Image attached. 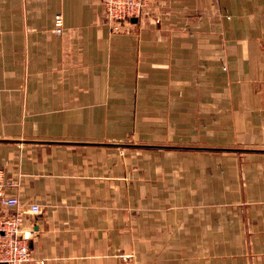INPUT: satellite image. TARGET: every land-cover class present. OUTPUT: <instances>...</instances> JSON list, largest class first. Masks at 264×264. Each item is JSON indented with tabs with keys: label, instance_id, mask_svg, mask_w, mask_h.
Segmentation results:
<instances>
[{
	"label": "crops",
	"instance_id": "0c3cea01",
	"mask_svg": "<svg viewBox=\"0 0 264 264\" xmlns=\"http://www.w3.org/2000/svg\"><path fill=\"white\" fill-rule=\"evenodd\" d=\"M0 169L45 264H264V0H0Z\"/></svg>",
	"mask_w": 264,
	"mask_h": 264
},
{
	"label": "built area",
	"instance_id": "2783aa9c",
	"mask_svg": "<svg viewBox=\"0 0 264 264\" xmlns=\"http://www.w3.org/2000/svg\"><path fill=\"white\" fill-rule=\"evenodd\" d=\"M151 0H101L104 16L112 32H127L128 26L142 19ZM54 33L62 36L65 33L63 15L55 16ZM21 174L10 177L0 169V264H45L37 259L30 248V243L39 236L34 227H26L30 217L41 214L38 204L25 205L18 194L10 191L21 187Z\"/></svg>",
	"mask_w": 264,
	"mask_h": 264
},
{
	"label": "rangeland",
	"instance_id": "374dc122",
	"mask_svg": "<svg viewBox=\"0 0 264 264\" xmlns=\"http://www.w3.org/2000/svg\"><path fill=\"white\" fill-rule=\"evenodd\" d=\"M128 27H131V26H128ZM240 157H241V156H240ZM220 252H221V254H222L223 257H225V255H224L225 252H227V253H231V251H227V250H222V249H220V251H219V250H217V251H208V255L213 257V256H215L216 253H217V254H220ZM236 252H237V251H234V253H236ZM243 252H244V251H242V253H243ZM141 253H144V256H147L146 251H143V252H141ZM242 253H241V254H242ZM138 257H139V256H138ZM248 257H250V252H248ZM135 258H136V252H131L130 254L127 255L128 262L131 261V260H133V263H134Z\"/></svg>",
	"mask_w": 264,
	"mask_h": 264
},
{
	"label": "water",
	"instance_id": "95a60500",
	"mask_svg": "<svg viewBox=\"0 0 264 264\" xmlns=\"http://www.w3.org/2000/svg\"><path fill=\"white\" fill-rule=\"evenodd\" d=\"M131 22H132V23H136V22H137V19H136V18H133V19L131 20Z\"/></svg>",
	"mask_w": 264,
	"mask_h": 264
}]
</instances>
